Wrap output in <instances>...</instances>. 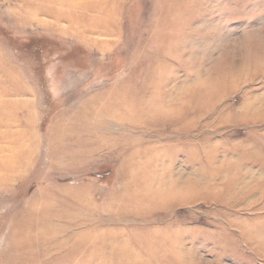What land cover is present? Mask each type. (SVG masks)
<instances>
[{
	"label": "rangeland",
	"instance_id": "obj_1",
	"mask_svg": "<svg viewBox=\"0 0 264 264\" xmlns=\"http://www.w3.org/2000/svg\"><path fill=\"white\" fill-rule=\"evenodd\" d=\"M0 264H264V0H0Z\"/></svg>",
	"mask_w": 264,
	"mask_h": 264
}]
</instances>
